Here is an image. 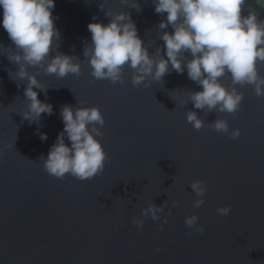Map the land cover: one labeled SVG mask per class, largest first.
Segmentation results:
<instances>
[{"label": "water", "instance_id": "95a60500", "mask_svg": "<svg viewBox=\"0 0 264 264\" xmlns=\"http://www.w3.org/2000/svg\"><path fill=\"white\" fill-rule=\"evenodd\" d=\"M102 2L55 0L58 52L85 60L87 25L94 16L102 23L110 19ZM138 3L139 12L121 0L102 7L129 12L149 54L157 47L163 52L156 33L164 17L152 0ZM258 11L264 18V9ZM0 44L8 48H0V264H264V97L251 85L238 88L243 99L235 114L208 113L180 103L188 91L201 90L186 71L134 87L127 66L122 82L113 84L94 79L84 62L79 75L39 73L46 89L37 90L38 99L51 103L53 113L30 125L20 114L27 103L24 84L17 87L9 78L16 65L6 53L14 45L2 26ZM257 70L264 77V63ZM220 80L231 86L229 76ZM65 104L96 106L104 116L99 140L106 160L93 178L60 179L43 167L41 157L63 130L59 113ZM189 110L205 120L204 127L196 130L186 121ZM217 117L228 122L229 132L239 128L240 136L211 129L207 123ZM196 180L206 185L198 208L190 187ZM165 201L160 219L141 214L148 204ZM224 206L231 207L226 216L216 211ZM193 214L203 232L185 225ZM133 218L143 220L141 229Z\"/></svg>", "mask_w": 264, "mask_h": 264}, {"label": "clouds", "instance_id": "9594fccd", "mask_svg": "<svg viewBox=\"0 0 264 264\" xmlns=\"http://www.w3.org/2000/svg\"><path fill=\"white\" fill-rule=\"evenodd\" d=\"M106 3L107 0H103L100 7L110 17L109 22H99L95 16L89 22L91 43L83 48L85 60L80 61L57 51L61 34L54 26L55 0H0V26L14 45L12 51L6 53L7 59L16 65V70L9 72V78L17 82V87L20 86L18 81L24 84L27 103L20 114L30 125L39 124L41 114L53 113L51 103L38 99L37 90L46 89L38 79L39 73L55 74L59 78L79 75L84 62L89 65L94 79H106L113 84L122 82L123 69L127 66L133 70L134 87L141 84L147 87L149 81L160 82L173 70L177 74L186 71L188 79L201 90L188 91L186 99L181 98L180 103H191L194 109L208 113L235 114L243 99L238 88L245 85H251L256 96L264 97V77L257 70V64L264 63V18L258 11V8L264 9V0H253L258 7L251 6L249 0H152L155 13L164 17L156 33L164 45L163 52L157 47L151 55L138 35L131 14L102 7ZM121 3L140 11L138 0H121ZM169 26L171 32L166 30ZM0 48L8 49L2 44ZM30 68H35L36 72L29 71ZM225 75L230 77L231 86L221 82L220 78ZM59 115L63 130L58 132L47 157H41L44 169L60 179L66 174L79 180L93 178L103 169L106 160L99 140L105 123L102 112L96 106L65 104ZM186 121L196 130L205 126V120L194 110L186 112ZM207 125L214 131L229 134L232 139L241 134L239 128L229 132V124L222 118L217 117ZM35 134L41 142L47 140V134L39 128ZM190 187L198 197L193 207L198 208L203 203L206 185L196 180ZM165 205L166 201L160 206L152 202L141 214L158 220ZM216 211L226 216L231 207H218ZM197 221L198 216L193 214L184 222L188 228L203 232V226ZM132 223L138 229L143 226V220L136 218Z\"/></svg>", "mask_w": 264, "mask_h": 264}]
</instances>
